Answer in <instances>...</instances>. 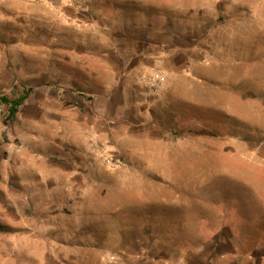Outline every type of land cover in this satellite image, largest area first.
Returning <instances> with one entry per match:
<instances>
[{
    "label": "rangeland",
    "instance_id": "374dc122",
    "mask_svg": "<svg viewBox=\"0 0 264 264\" xmlns=\"http://www.w3.org/2000/svg\"><path fill=\"white\" fill-rule=\"evenodd\" d=\"M3 50L0 264H264V0H0Z\"/></svg>",
    "mask_w": 264,
    "mask_h": 264
},
{
    "label": "crops",
    "instance_id": "0c3cea01",
    "mask_svg": "<svg viewBox=\"0 0 264 264\" xmlns=\"http://www.w3.org/2000/svg\"><path fill=\"white\" fill-rule=\"evenodd\" d=\"M8 57H9V51L8 50H3V51H0V62H2V63H6L7 64V62H8ZM6 67L7 66H4V67H2L1 68V71H0V88L4 85V84H7L8 85V83H9V70L8 69H6ZM73 72H75V73H73ZM72 73L73 74H77L78 75V73H76V71H73ZM71 73V74H72ZM85 74L86 75H89V76H93V74H91V73H88V72H86L85 71ZM72 81V82H71ZM71 81H69L70 82V86H74V85H76L74 82H73V80L71 79ZM64 89V87H60V89H59V92H60V94H59V97H60V99H62V95L61 94H63V93H66V91L65 90H63Z\"/></svg>",
    "mask_w": 264,
    "mask_h": 264
},
{
    "label": "trees",
    "instance_id": "16d2710c",
    "mask_svg": "<svg viewBox=\"0 0 264 264\" xmlns=\"http://www.w3.org/2000/svg\"><path fill=\"white\" fill-rule=\"evenodd\" d=\"M24 96L13 101H9L6 98H0V103L7 106V119L11 120L16 114L17 107L23 102Z\"/></svg>",
    "mask_w": 264,
    "mask_h": 264
},
{
    "label": "built area",
    "instance_id": "2783aa9c",
    "mask_svg": "<svg viewBox=\"0 0 264 264\" xmlns=\"http://www.w3.org/2000/svg\"><path fill=\"white\" fill-rule=\"evenodd\" d=\"M157 85V81L155 79L149 81L148 83V86L151 88V89H154Z\"/></svg>",
    "mask_w": 264,
    "mask_h": 264
}]
</instances>
